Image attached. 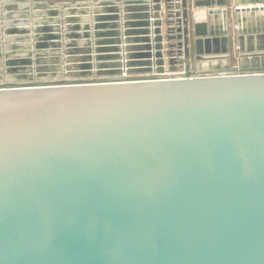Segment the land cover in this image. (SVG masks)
Masks as SVG:
<instances>
[{
	"label": "water",
	"instance_id": "1",
	"mask_svg": "<svg viewBox=\"0 0 264 264\" xmlns=\"http://www.w3.org/2000/svg\"><path fill=\"white\" fill-rule=\"evenodd\" d=\"M164 3V31L156 7L123 25L97 14L70 37L98 39L111 74L181 57L185 78L0 88V264H264V62L192 71V55L227 56L228 31L195 21V3Z\"/></svg>",
	"mask_w": 264,
	"mask_h": 264
},
{
	"label": "rangeland",
	"instance_id": "2",
	"mask_svg": "<svg viewBox=\"0 0 264 264\" xmlns=\"http://www.w3.org/2000/svg\"><path fill=\"white\" fill-rule=\"evenodd\" d=\"M259 1L262 0H226V5L219 8L226 9V15H221V17L220 15H214L213 21L221 30L226 28L228 31L229 51L227 56L199 63L195 60V56L192 55L190 59L192 71L211 72L210 75L212 76L256 73L255 67H260L261 63L264 62V58L263 56H259V58L252 57L251 54L264 53V49H257V47L264 45V39L259 37V33H255V37L249 39V32L264 27V12L243 15L238 14L236 8L263 6L264 3H259ZM38 10L41 11L40 14L44 13V15H46L45 12H48L45 8H39ZM194 10L191 13L195 20ZM62 12L61 8L54 10L53 13L55 15H51L52 19H50L52 21H49L44 15L39 16L41 23L36 22L33 27L27 23L30 18H21V22L26 25L19 26L16 24L18 22H16L4 27L3 35L0 36V88H39L73 84L109 83L122 80H142L146 77L150 79L152 76L154 79L185 78L186 63L180 62L181 57L176 58L174 66L170 65L166 59L163 70L160 73L111 74L110 72L113 71L111 67L98 68V64L108 63L104 59L97 58L98 55H103V53H96L97 45L93 39H98L92 37L89 42L84 36L79 39L70 37L72 33L84 35L83 30L74 31L73 28L78 25L83 28L86 25L82 26L80 21H77L78 19H75L76 23H68L70 20L68 16L60 17ZM53 17L58 19L54 21ZM89 27L92 26L89 25ZM44 28L51 29V31H41ZM164 29L165 22L163 20V31ZM11 30H17L18 33H6ZM48 35H58L59 39L50 40ZM241 35L244 37L243 40L240 38ZM43 44H47L48 47H41ZM166 51L167 49H165ZM124 53V51H121L118 54L123 56ZM104 54L110 55L109 53ZM12 60L25 62L9 66L8 63ZM27 60H30L31 63H27ZM120 61L124 63V60L120 59ZM87 63H90L92 68L90 70L82 69ZM109 63H114V61H109ZM166 65L167 68L164 69ZM135 68L137 70L139 67ZM88 71L90 73L83 74ZM98 72H102L101 75Z\"/></svg>",
	"mask_w": 264,
	"mask_h": 264
},
{
	"label": "crops",
	"instance_id": "3",
	"mask_svg": "<svg viewBox=\"0 0 264 264\" xmlns=\"http://www.w3.org/2000/svg\"><path fill=\"white\" fill-rule=\"evenodd\" d=\"M221 1L223 0H188V4L190 7L192 3L197 5L194 10L195 21L202 22L211 20L215 24V21H213L214 15L210 16L209 11L211 9L216 10L222 8L219 5ZM156 7H161V12L158 16L155 14V18H151V21H158V19L165 20L166 6L164 0H161L160 4H154L152 0H0V36L3 35L4 27L10 24L18 22L16 24L19 26L26 25L21 22V18H30L27 23L28 25H32V27L36 22L41 23L39 16L44 15V13L40 14L41 11L38 10L39 8L48 10V12H45L46 15L44 17L46 16L49 21H52L50 19H52L51 15H53V11L61 8L63 12L60 17L68 16L70 18L68 23H76L75 19H78L77 21H80L82 26H93L94 17L97 14L106 15L118 13L121 17L120 23L123 25L125 20H133L131 15L145 13V11L152 13V10ZM128 12L131 14H128ZM53 19L55 21L58 18L53 17ZM118 31L119 37L123 39L121 30ZM153 68L156 71L155 69L157 67L155 64ZM165 68H167V65Z\"/></svg>",
	"mask_w": 264,
	"mask_h": 264
},
{
	"label": "bare ground",
	"instance_id": "4",
	"mask_svg": "<svg viewBox=\"0 0 264 264\" xmlns=\"http://www.w3.org/2000/svg\"><path fill=\"white\" fill-rule=\"evenodd\" d=\"M243 8V7H242ZM261 13V12H260ZM258 14V13H257ZM243 15H245V14H243Z\"/></svg>",
	"mask_w": 264,
	"mask_h": 264
}]
</instances>
